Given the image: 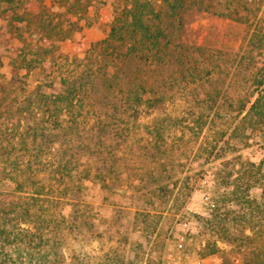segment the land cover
I'll return each instance as SVG.
<instances>
[{"label": "trees", "instance_id": "obj_1", "mask_svg": "<svg viewBox=\"0 0 264 264\" xmlns=\"http://www.w3.org/2000/svg\"><path fill=\"white\" fill-rule=\"evenodd\" d=\"M222 1L226 6L231 3L232 8L217 11L219 15L238 16L250 25L256 20L242 60L235 54L225 62L221 53L206 56L203 48L195 46V52L182 44V12L196 0H116L108 37L92 45L90 54L65 72L55 53L61 42L83 28L80 22L88 1L60 0L59 8L65 12L57 13L56 20L55 7L49 6L48 0H0L6 34L20 44L11 57L10 80L2 73L0 51V185H7L8 191L16 185L19 193L26 194L0 193V264H138L135 259L120 261L112 247L98 262L84 259L79 249L66 252L70 232L65 228L73 231L79 227V202L72 203L74 215L68 218L60 205L63 198L80 194L83 181L105 179L101 165L82 168L89 156L104 161L106 173L111 171L113 152L103 139L126 136L116 128L121 121L124 124L125 114L134 123L143 114L154 115L150 132L157 139L165 138L161 123L182 127L187 121L184 126L189 128V137L198 145V163L217 166V187L226 189L218 192L212 216L200 218L201 235L210 230L221 235L208 240L204 249L210 247L209 252L214 253L219 250L218 242L239 243L245 264H264V157L258 161L243 158L254 145L253 136L264 133V0ZM6 34L0 35V47ZM169 50L177 53V74L173 79H152L150 72L172 65L167 58ZM194 55L200 60H193ZM214 57L218 64L209 65L207 59ZM48 67L59 76L61 89L52 94L30 91L21 100L25 92L23 80L17 78L20 72ZM227 79L225 88L212 87L214 81L219 86ZM175 87L189 105L178 118L166 114L168 99L162 92ZM98 96L100 107H107L105 111H96ZM50 127L54 133L46 134ZM97 133L99 140L95 139ZM20 151L26 155L19 157ZM45 153L52 155V161L43 158ZM227 154L234 158H225ZM255 188L261 189L259 200L250 196ZM173 196L174 190L161 184L141 193L139 198L153 213L138 214L135 232L150 240L159 224L152 214L165 211ZM246 208L256 212L247 225ZM233 222L242 224L236 232L231 231Z\"/></svg>", "mask_w": 264, "mask_h": 264}, {"label": "rangeland", "instance_id": "obj_2", "mask_svg": "<svg viewBox=\"0 0 264 264\" xmlns=\"http://www.w3.org/2000/svg\"><path fill=\"white\" fill-rule=\"evenodd\" d=\"M87 1L89 7L84 12V20L80 22L83 28L76 31L71 38L61 42L59 50L55 53V60L65 72L74 68L78 61L80 62L90 54L92 45L107 38L111 30L116 0ZM196 3H188L182 12L184 23L179 32L182 44L185 47H201L204 51L206 50V56L209 53L215 55L221 53L225 62L235 54H238V60H242L251 34L254 32L256 20L250 25L238 20V16L219 15L217 11L232 8L231 3L230 6H226L225 1L222 0H196ZM48 5L55 7L52 13L56 20L57 13L65 12L64 8H59L60 0H48ZM78 13L81 15L83 11L80 10ZM77 18L78 16L74 17L76 21ZM251 20L254 19L251 18ZM4 33L6 34V29L0 20V35ZM1 43L2 73L6 80H10L13 77L11 57L20 44L13 35L8 33ZM196 49L194 48L195 52ZM176 57L177 53L169 50L167 58L172 65L150 72L151 78L173 79L179 68L178 62L174 60ZM191 58L193 60L196 58L195 61L200 60L196 55ZM215 60V57L208 58L207 62L209 61V65H214L215 62L218 64ZM244 61L247 60L244 59ZM221 67L226 70L224 64ZM129 68L132 66L129 65ZM159 74L162 75L158 76ZM17 78L23 80V84L21 81L20 83L25 93L21 94V100L30 91L38 90L40 93L52 94L62 87L58 83L59 76L57 73H52L49 67L37 68L31 72L23 70ZM227 84L228 79L221 82L219 86L214 81L212 87L216 89L222 85L225 88ZM164 91L168 99L166 114L173 118L182 117L189 105L185 102L186 99L182 96L181 90L175 87V89H162V92ZM114 99L109 100L115 101ZM95 102L98 108L96 111L107 109V107H100L102 104L99 103V96ZM127 115H124V124H121V121L119 127L116 126L118 129L121 128L120 132L124 131L126 136L122 138L120 135H114V137L107 136L108 138L103 139L113 152L109 157L113 165L111 171L106 173V168L102 167L104 161L99 163L95 157L89 156V160L84 161L82 168L89 165L96 168L101 165L100 171L105 179H96L95 182L83 181L84 185L79 195L63 198L60 203L62 214L68 218L74 215L72 203L79 202L76 206L80 215L79 227L74 228L73 231L65 228V232H70L68 236L66 235L68 244L65 245V251L79 249L84 253V259H91L94 262L101 260L112 247L120 261L123 258L130 261L135 259L138 264H245L239 251V243L218 242L219 250L214 253L209 252L210 247L204 249L208 240L214 241L221 236L219 233H214L217 230H210L206 236L200 234L203 229L200 218L211 217L214 210V207H211L205 199L206 193H209L216 205L218 192L225 193L226 189L219 190L217 187L215 173L217 166L199 164L198 145L189 137V128L184 126L187 121H184L182 127L172 123H159L160 127H165V138L157 139L150 132L153 129L151 122L154 120V115L143 114L136 123L133 122V118L129 121ZM157 116L163 117L165 114H157ZM182 131L185 135L181 141ZM45 133L50 134L54 131L50 127ZM253 137L254 145L244 152L243 158L258 161L264 157V133H257ZM95 139H100L98 133ZM83 141L90 143L88 139ZM58 147L59 145L56 146ZM24 155L26 154L23 151L18 152L19 157ZM43 155V158L52 161V155L49 153ZM102 156L99 155V158ZM32 158L33 156L28 157V159ZM225 158L230 159L234 156L227 154ZM162 175H165L164 178ZM203 178L207 180L206 183H201ZM160 184L173 189L174 196L165 211L152 214L154 221L159 220V224L157 233L149 240L145 234L135 232L134 229L138 214L153 213L139 196L143 192L145 195ZM17 190L16 185L9 187L10 192L7 185H0L1 195H7L8 192L12 196L26 195ZM260 195L261 189L258 188L250 192V196L258 200ZM148 197L150 199L151 194ZM233 207L235 209L236 205ZM246 209L245 225L249 224L247 219L256 215V212L252 214L251 210ZM259 216L262 214H258ZM183 222H188L189 228H184ZM232 224L235 225L231 227L232 232H236L237 227L242 225L237 222ZM241 228L239 227L238 230ZM245 232L249 233L250 230ZM180 235H183L184 239H180ZM205 252L207 255H204Z\"/></svg>", "mask_w": 264, "mask_h": 264}, {"label": "built area", "instance_id": "obj_3", "mask_svg": "<svg viewBox=\"0 0 264 264\" xmlns=\"http://www.w3.org/2000/svg\"><path fill=\"white\" fill-rule=\"evenodd\" d=\"M206 181H207V180H206L205 178H203V179L201 180V183H206ZM205 199L207 200V203H208L211 207H214V206H215V203H213V201H212V199H211L209 193H206V197H205ZM182 225H183L184 228H189V223H188V222H183ZM180 239H184V236H183V235H180ZM214 260H215V259H214Z\"/></svg>", "mask_w": 264, "mask_h": 264}]
</instances>
